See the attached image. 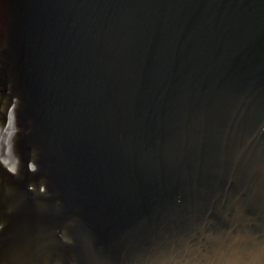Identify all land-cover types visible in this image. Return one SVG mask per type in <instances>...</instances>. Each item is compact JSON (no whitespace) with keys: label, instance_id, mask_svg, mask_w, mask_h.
I'll list each match as a JSON object with an SVG mask.
<instances>
[{"label":"water","instance_id":"obj_1","mask_svg":"<svg viewBox=\"0 0 264 264\" xmlns=\"http://www.w3.org/2000/svg\"><path fill=\"white\" fill-rule=\"evenodd\" d=\"M0 264H264V0H0Z\"/></svg>","mask_w":264,"mask_h":264}]
</instances>
